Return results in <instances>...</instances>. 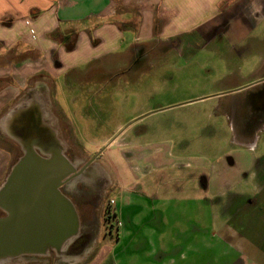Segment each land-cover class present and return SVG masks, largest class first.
Segmentation results:
<instances>
[{"label": "crops", "instance_id": "crops-1", "mask_svg": "<svg viewBox=\"0 0 264 264\" xmlns=\"http://www.w3.org/2000/svg\"><path fill=\"white\" fill-rule=\"evenodd\" d=\"M235 19L256 28L264 0H0V185L19 157L3 141L18 144L11 128L25 125L28 112L39 121L43 105L65 115L52 97L67 88L63 73L97 61L105 68L124 52L128 60L137 47H198L227 34ZM70 32L74 47L66 50L52 35ZM236 132L225 166L176 194L164 185L136 190L118 177L111 196L120 226L113 250L105 243L98 256L112 252L116 264H264V152H254L258 142L244 128Z\"/></svg>", "mask_w": 264, "mask_h": 264}, {"label": "rangeland", "instance_id": "rangeland-1", "mask_svg": "<svg viewBox=\"0 0 264 264\" xmlns=\"http://www.w3.org/2000/svg\"><path fill=\"white\" fill-rule=\"evenodd\" d=\"M236 21L227 34L181 53L155 45L138 54L143 48L137 47L128 60L124 52L119 63L107 59L105 68L97 61L62 74L67 88L52 97L62 103L70 125L49 105H43L41 121L60 133L61 147L71 154L76 169L101 151L70 185L99 179L109 186L98 205L85 201L84 193V199L71 195L82 220L97 235L94 246L73 264H116L112 252L105 258L98 255L105 243L113 250L110 240L120 226L108 212H114V204L107 207L118 177L136 184V190L155 191L164 185L167 194H176L190 179L224 167L229 152L237 148L232 137L243 128L258 142L254 152H264V21L253 29ZM189 36L194 37L185 38ZM3 141L13 158L21 155L12 139ZM254 163L247 158V165ZM203 194H210L209 187ZM54 256L59 264L76 258L67 252ZM47 258L28 254L7 264H46Z\"/></svg>", "mask_w": 264, "mask_h": 264}, {"label": "water", "instance_id": "water-1", "mask_svg": "<svg viewBox=\"0 0 264 264\" xmlns=\"http://www.w3.org/2000/svg\"><path fill=\"white\" fill-rule=\"evenodd\" d=\"M37 116L39 121L33 123L32 117L23 141L13 135L21 155L0 185V264L28 254H62L79 233L76 208L60 187L67 184L72 188L70 183L84 176L87 164L76 169L64 154L58 132L42 123V111ZM85 251L74 260H80Z\"/></svg>", "mask_w": 264, "mask_h": 264}, {"label": "flooded vegetation", "instance_id": "flooded-vegetation-1", "mask_svg": "<svg viewBox=\"0 0 264 264\" xmlns=\"http://www.w3.org/2000/svg\"><path fill=\"white\" fill-rule=\"evenodd\" d=\"M31 119L32 118H29L30 121H31ZM30 121L27 122V126L21 128V129H13L12 130V132H13L12 134L13 135L14 134L17 135L23 141L27 137V135L29 133V127L28 126L30 125ZM32 121H33V119H32ZM33 123H34V121H33ZM39 132L42 135H44V136L46 135L45 132L42 131V130H39ZM58 135H59V138H61L59 132H58ZM66 151H64L65 156L69 160H72L71 154L66 152ZM94 156H92L90 159H88L84 163V164H87V167L94 162L95 158L97 157V156L96 157H94ZM97 177H101V175L97 176ZM81 187L82 188L83 187L84 188L87 187V188H89V190L86 188V191H85V189L83 191V190H81L82 189ZM104 187H105V185H102L101 184V180H99V179L77 181V183H75L74 186L72 188H70L71 192H69L67 184H64V185H62L60 187L61 191L67 197H69L71 199L72 203L74 204V206L76 208V211H77V214H78V217H79V222H80V229H79V233H78L77 237L74 238V240L69 245H67L66 248H65L64 252H67L68 255H74V256L76 255V257H77L80 254V252L83 251V250H86L85 251V253H86L88 251V249H90V247L94 246V244L96 243L95 239H96V236H97V235H95L94 231L90 228V226H87V225H91V223H89V222H87L85 220H82L81 216L79 215V211L77 210V206H76V204H75V202H74V200H73L71 195L75 194V195H77V196H79L81 198L84 197L85 201H87L88 203H90L92 205H95L98 202L97 203V205H98V204H101L103 202L102 201L103 200V195L106 193V189ZM66 191H68V192L66 193ZM81 193H84L85 196L82 197ZM82 224H86V225L84 226ZM105 233H106V231H105ZM54 255H55L54 251H50L48 253L47 256L49 258H47L46 264H54L55 263V258L56 257ZM63 261H68V260H63ZM66 263L67 264H73V263H71V260H69V262H66Z\"/></svg>", "mask_w": 264, "mask_h": 264}, {"label": "trees", "instance_id": "trees-1", "mask_svg": "<svg viewBox=\"0 0 264 264\" xmlns=\"http://www.w3.org/2000/svg\"><path fill=\"white\" fill-rule=\"evenodd\" d=\"M53 37L59 38L60 42L64 45L66 50H72L75 42V32H70L67 35H59L58 33H54Z\"/></svg>", "mask_w": 264, "mask_h": 264}, {"label": "built area", "instance_id": "built-area-1", "mask_svg": "<svg viewBox=\"0 0 264 264\" xmlns=\"http://www.w3.org/2000/svg\"><path fill=\"white\" fill-rule=\"evenodd\" d=\"M113 204H114V200H113V199H109V200H108V203H107V207H108V209H109L110 207H112ZM108 212H109L110 214H113V216H114V212L112 213L110 210H108ZM115 223H119V222L117 221V222H115Z\"/></svg>", "mask_w": 264, "mask_h": 264}]
</instances>
